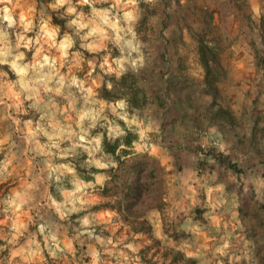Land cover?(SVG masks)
I'll return each instance as SVG.
<instances>
[{
	"label": "clouds",
	"instance_id": "obj_1",
	"mask_svg": "<svg viewBox=\"0 0 264 264\" xmlns=\"http://www.w3.org/2000/svg\"><path fill=\"white\" fill-rule=\"evenodd\" d=\"M175 6V0H35L29 4L0 0V188L4 189L0 192V254L17 248L20 238L35 226L53 258L67 253L75 261L76 241L87 244L88 250L81 253L90 257L87 264H138L142 245L136 240L143 233L139 228L151 221H137V232L126 228L125 235H116V228L123 226L126 216H133L147 191L141 182L132 211L125 210L129 201L123 174L130 162L140 163L144 169L150 164L178 185L177 199L161 197L162 202L153 206L157 218L165 215L168 221L172 205L177 213L172 219L178 222L180 213L190 214L198 206L203 211V203H211L218 194L213 208L228 206L223 194L229 190L238 196L231 203L233 209L243 204L241 196L264 203L258 191L264 190V172H249L264 165V159L256 158L264 155V148L257 144L259 153L254 149L246 168L237 164L229 140L243 127L245 112L237 113L224 103L218 106L221 96L215 82L209 83L210 63H201L199 91L211 114L207 121L193 123L187 131L190 141L172 139L180 122L167 117L162 98L154 90L150 97L144 87L150 77L160 74L155 41L161 32L169 36L161 9ZM248 19L250 51L264 52V13L259 0ZM173 43L179 47V42ZM176 71H187L185 58L179 55ZM255 99L245 98L254 107ZM236 102L239 106L238 98ZM256 110L262 118L264 109ZM251 139L249 131L236 142L248 144ZM181 153H191V165ZM220 165L232 174L231 179H221L219 186L205 190L201 177L212 166L211 172L219 178L215 166ZM41 187L44 194L38 196ZM93 205L114 210L97 216L91 210ZM192 219L190 216L188 223ZM50 225L62 226L65 232L71 227L75 234L60 239ZM45 228L49 231L44 232ZM168 229L164 223L156 231V240L165 247L170 234L184 235L183 225L175 226L171 233ZM144 239L153 244L148 234ZM29 243L40 248L34 238ZM246 249L241 257L245 264L253 260L261 264L264 253L257 254L255 237ZM231 250L230 238L225 236L216 252L226 258ZM179 252L182 250L177 249ZM187 258L195 259L191 254ZM184 259L181 256L177 264ZM172 260L170 256L164 264ZM80 264L85 261L81 259Z\"/></svg>",
	"mask_w": 264,
	"mask_h": 264
},
{
	"label": "rangeland",
	"instance_id": "obj_2",
	"mask_svg": "<svg viewBox=\"0 0 264 264\" xmlns=\"http://www.w3.org/2000/svg\"><path fill=\"white\" fill-rule=\"evenodd\" d=\"M186 1L188 2L187 6H181L180 4L175 3L176 6L174 9H171V12H173V19L176 20L180 16L177 12L181 10L182 12H184V16L181 15L180 17H185V19L188 21L190 36H188V33H186V35L188 36V41L187 46H184V49H186L188 52L189 57L187 59L189 64L194 65L190 69L193 72L190 73V75L193 76V78L199 77L201 75V71H197L198 67H196L195 59V50H197L198 44L197 40L200 38L202 39L205 45H210L209 48L212 51L213 49H215L213 53L216 57V64L211 60L209 61V63L211 64V68L213 71V74L211 75L214 76L216 81V88H218L220 91L221 100L219 101V103H224L226 107L228 105H231L233 110L237 113H239L241 110L245 112L246 119L243 122V127L237 128L235 130L236 135H233L232 138L229 140V145L231 147L233 157L237 160L238 164L245 167L251 161V157L249 156L248 152L249 143L245 144L242 141L237 143L236 141L238 137H244L249 131L252 132V116L258 119V126L261 125V116L259 115V112L256 109H264V65L259 63L260 61H258L257 56L262 55L264 52L258 50L250 51V45L247 41L249 34L248 31L245 32V29H247V27L249 26L246 25L248 18L245 17L244 0ZM175 2H177V0H175ZM234 7H236V10H234ZM213 12L214 14L212 15ZM231 13L233 14V16H238L239 18H241V21L244 22L243 24L237 26L238 31L235 36H231L230 33L232 30H229V23H227L229 17L228 15ZM196 33L199 35H194ZM159 48L161 47L159 46ZM171 63H169L166 67L168 68L172 66ZM161 66L164 68L163 64ZM166 67L163 70L166 71ZM167 70L168 72H170L169 76H172V68H168ZM225 72L227 73L226 76ZM147 87L148 85L146 83V89ZM191 95L196 100L194 101L192 106L195 110L189 111V109L191 108L185 104L182 106L181 111L184 113H186L187 111V115L189 114L194 118L198 117L200 118V120H202L201 118L205 117L206 114L209 115L208 109L206 107V99H203V96L201 95L199 89L198 91H194V93ZM250 96L256 98L254 100L255 107L253 105H248L247 101L245 100L246 97ZM236 98L239 99V106L237 105ZM256 101H258V104H256ZM168 109L169 114H167L166 116L170 118L172 110H170V107H168ZM177 128H179V126H176L174 128L175 131L173 130L174 136L180 135V132H183L187 135V132H185L184 130L178 131ZM258 138L260 137H256V139ZM180 155L184 161L191 160L190 153H183ZM255 172H261V168L255 167L252 173ZM231 175V173H225L224 177H226L225 180L227 182H229V180L231 179ZM215 179L216 175L214 173H212L211 175L207 173L206 175L202 176L201 182L203 188L206 190L210 186H219L222 183L215 182ZM180 183L182 184L183 180H181ZM257 184H259V180H257ZM0 189L1 192L4 191L3 188ZM177 190L178 185L176 184V182L168 180L166 188V194L168 196L167 198H172L174 200L177 199ZM223 195L229 201L228 206L213 208L212 205L219 198V194L212 197L211 203L205 201L202 205L204 206V211L202 215L204 216V218L207 219V225H210L214 228V230L212 231H209L210 229L208 230L206 224L203 228L200 229V225L202 224L199 220L192 219L191 223H188L190 216L193 217L195 212H192L190 214L187 212L180 213V218L178 222L177 220L172 219V217H175L177 213L175 211H172L173 206L170 205L167 213L168 221L166 220V227H168L169 230H173L175 226L180 227L181 225H183L184 230H191V234L193 235L191 236L190 240L186 239V237H180L177 240H173L171 237H169L167 245H175V247L183 249L186 254L192 255L195 250H191L188 243H191L193 241L195 243H191V245L196 246L198 239H201L204 244L202 245V248L204 247L207 250L210 249L211 252H216V249L220 246V242L225 236H227V234L224 232H227L228 230H233L235 226L236 228L240 226V219L237 215V209H233L231 207L232 201L236 200L235 196L232 192L230 193L229 191H227ZM185 203H187V201ZM150 220L153 226L154 235L156 236V231L158 228H162V223L164 220L162 222L158 218ZM220 230L223 232V234H221L217 238V240H219V243L216 247L212 246V241L216 239V235H212V232H217ZM116 235H125V233L123 231H119L116 233ZM24 237L25 236H22V238ZM242 237L243 236L240 235L239 239L241 241H237L238 243H240V245H232V250L226 257L227 260L230 261L232 264H243L240 262V256L247 249L246 244L243 248L241 247L244 244H242V241L245 242V239ZM0 243H3V241H0ZM136 243L141 244L139 241ZM195 248H197V246ZM44 250L45 252L47 251L46 253L48 255H44L43 252L40 253V257H42L41 264H54L53 257L49 256L48 250ZM12 252L14 251H5L4 253L0 254V264H13L12 262H14L15 260L9 258ZM234 252H239V254L234 255ZM81 253V250L76 253L77 259L84 258L83 256H81ZM196 253L197 252L195 251L194 254ZM198 253V256L202 255L200 251ZM60 264L74 263H72L69 257L67 256L65 262L61 260ZM217 264H222V261L218 259Z\"/></svg>",
	"mask_w": 264,
	"mask_h": 264
},
{
	"label": "trees",
	"instance_id": "obj_3",
	"mask_svg": "<svg viewBox=\"0 0 264 264\" xmlns=\"http://www.w3.org/2000/svg\"><path fill=\"white\" fill-rule=\"evenodd\" d=\"M194 35L198 36L199 34L196 33ZM197 42H198L197 50H198L200 62L202 63V61L206 60L207 63H209V61L211 60L216 64V57L213 51L209 47H205V44L202 41V39L199 38ZM262 56H264V53L262 55H258L257 59L258 61H260L259 62L260 64L264 65V62H261ZM211 74H213V72H211L210 69V79H209L210 84L215 82V78ZM171 89L172 91L181 90L180 88L173 86L172 88L169 89V92ZM217 103L219 106V101ZM188 106L191 109H193L192 102L190 104L188 103ZM208 112L209 114H211L210 109H208ZM184 115L182 116L183 117L182 120L184 121V119L187 118V121L183 122L185 128V129L183 128V130L185 132L191 129L193 123H199V121H201L200 118L198 117L194 118L193 116L190 115L187 116ZM221 115L227 117L228 114L222 112ZM254 118L256 121L258 120L256 117ZM251 119H252L253 130L251 132L252 139L248 145L249 146L248 152H249V156L252 158L255 153H259V148L256 147L257 144H259L261 148H264V121H262L264 117L261 118L260 126H257L258 123L253 124L254 123L253 116L251 117ZM256 137H260V138L256 139ZM188 138L189 136L184 133L183 135L178 136V138H176L174 135L172 136V139L179 143H183ZM254 149H255V153H254ZM256 158L258 160L264 159V155H257ZM238 165L241 168H246L247 166L246 165L245 167H243L240 164ZM211 167L212 166H210L208 172V174L210 175L213 173L211 172ZM215 167H217V173L219 175V178L216 176L215 182H223L221 181V179L227 182L225 180L226 177H224L226 171L224 170L223 166L220 165ZM232 167L235 168L236 165H232ZM259 167L261 168V172H264V165H261ZM254 168L255 167L250 169L249 172L252 173L254 171ZM123 175H124V189H126L125 197L129 201L128 204L126 205L125 210L132 211L133 204L139 198V190H140L141 182L143 183L144 187L147 189L143 199L139 201V204L134 209L135 213L133 214V216H126L124 218L123 226L119 227L117 230L118 232L123 231L126 234V228H131L133 232H137L138 224H136L135 222L141 221L147 223L150 220L147 217V213L150 210H153V206L155 204L162 202L161 197L167 199L168 196L166 194V188H167L168 179L161 176L160 171L158 169L153 168L152 165L149 164L148 168L144 169L143 166L137 162H130L129 166L125 169ZM117 191H119V189H117ZM229 192L231 193V190H229ZM259 192L261 193L260 199L264 200V190L259 189ZM235 198L238 199V196H235ZM241 199L243 200V204H241V206L237 208V213H239L238 216L240 219V226L238 228L229 230L224 233L227 234L231 242H236L237 238H239V236L242 235L243 236L242 238L245 239L246 245H248L249 241L252 240L253 237H255V240L259 245V250L257 254L260 255V253H264V203H259L257 200H247L244 199L243 196H241ZM202 207L204 211V206ZM93 208H107L112 211L114 210L111 207H107V206L101 207L100 205H94ZM117 210H119V201L117 203ZM203 211L201 210V207L199 208L198 206L194 211L195 214L193 216L194 220H199L200 223L202 224L200 225V229L203 228L205 224L207 225L208 223L207 219L204 218V216L202 215ZM160 221L161 222L163 221L162 227L165 223V230H167L168 227H166L167 225H166L165 215H162L160 217ZM241 225H243V227H241ZM207 228L208 230L210 229L209 231L214 230V228L210 225H207ZM151 229L152 231L150 234ZM139 230L143 231V233L138 234V238L136 240V242L139 241L142 245L139 252L137 253V255L139 256V261H138L139 264H164V262L167 261L170 256H173V260L171 261V264H177V261L180 259L181 256L185 257V259L182 261V264H217L218 259L222 261V264H232L230 261L227 260V258L219 256L217 252H211L210 249L207 250L204 247L202 248V245L204 244L201 239H198L196 243L197 248H195L196 247L195 245L193 246L191 245V243H195L192 240L191 243L190 242L188 243L191 250H195L197 252L196 254H194L195 253L194 251L193 254L191 255L193 258H195L193 260L187 258L189 254H186L183 249H181L182 252L176 253L177 249L180 248L172 247L170 245H167V247H165L162 241L156 240L152 223H150V225L147 226L141 224ZM168 231L169 233H171L173 230L168 229ZM191 233H192L191 230L190 231L184 230V235L182 237H186V239L190 240L191 236L193 235ZM105 234L106 235L110 234V231L106 230ZM145 234H148V240L153 241V244H149L147 241H145L144 239ZM221 234H223L221 230L217 232H212V235H216L215 236L216 239L212 241V246L216 247L218 245L219 240H217V238ZM169 237H171L173 240H177L181 236L179 234H174V235L170 234ZM199 242L200 244H198ZM199 251L202 253L201 256L200 255L198 256ZM238 254L239 252H234V255H238ZM241 257L242 254L240 256V262L245 264L244 260ZM252 264H256L255 260L252 261ZM261 264H264V256H261Z\"/></svg>",
	"mask_w": 264,
	"mask_h": 264
},
{
	"label": "crops",
	"instance_id": "obj_4",
	"mask_svg": "<svg viewBox=\"0 0 264 264\" xmlns=\"http://www.w3.org/2000/svg\"><path fill=\"white\" fill-rule=\"evenodd\" d=\"M33 2H35V0H23L24 4H29V3H33ZM257 2H258V0H244V8H245V17L246 18H248L251 9L255 8ZM175 3L180 4L179 0H177V2H175ZM259 3H260L261 11H262V13H264V0H259ZM180 5L181 6H183V5L187 6L188 2L185 0V3L180 4ZM234 10H236V7H234ZM161 11L164 12L165 17L167 18V32H168L169 36L166 37V36H164L163 32H161L160 36L155 41V43L157 45L159 44V46L161 47V48L158 47L159 60L157 61V65H158L157 71L160 74L149 78V80L147 82V85H148L147 91H148L149 96L151 97L152 92L154 90L157 94V97L162 98V103L165 106H167L166 107L167 111L165 112V115L169 114L168 113V111H169L168 107H170V110H172L170 118H175L176 120H179L180 124L183 125V122L187 121V118H185L183 121L182 116L184 114L187 116V114L181 111L182 106L185 104L188 105V103L190 104L191 102L194 103V101H196L194 98L191 101L187 100L186 98L189 96L193 97L191 94H193L194 91H198L201 81L199 80V77L193 78V76L190 75V73H193L190 69L194 65L189 64L188 59H187L189 57L188 52L186 49H184L185 48L184 46H187V41H188L187 37L190 36V32H189L190 29H189L188 21L185 19V17L184 18L180 17L181 15L184 16V12H182L181 10L178 11L177 13H179L180 16L176 20H174L172 17L173 12H171V10L161 9ZM228 16L229 17H228L227 23H229V30H232L230 34H231V36H235L237 31H238L237 26L240 24H243L244 22H242L241 21L242 19L239 18L238 16H233L232 13L229 14ZM154 23H155V21H154ZM249 24H250V21H249V19H247L246 25L249 26ZM184 29H186V31L182 32V30H184ZM246 31H248V34L250 35L251 29L249 27H247V29H245V32ZM181 33L183 35L182 41L180 40ZM186 33H188V36L186 35ZM169 37H170V39H169ZM173 41L179 42L178 48L173 43ZM195 54H196V56L195 55L194 56L196 59V67H198L197 71H201L202 66H201V62L199 60L198 50H195ZM177 55L185 58V63L187 65V71H181V72L176 71ZM161 61H163V63H161ZM169 63L172 64V66L168 67V68H172V70H173L172 76H169L170 72H168V70H167L168 68L166 67ZM162 64L164 65V68L166 67V71L163 70L164 68L161 66ZM181 67L183 68V64L181 65ZM217 68H218V66H217ZM211 72H213L212 68H211ZM166 76H167V78H165ZM173 86H176V87L180 88L181 90L172 91V89H171L169 92V89L172 88ZM144 87L146 88V84L144 85ZM176 107L177 108L179 107V108L177 109ZM2 112H3V109H0V113H2ZM209 116H210V114L209 115L206 114V116L201 118V119L204 121H207L209 119ZM180 120H182V121H180ZM180 124L177 125V126H179V128H177L178 131L183 130V128L180 127ZM2 126L3 125H0V127H2ZM181 135H183V132H181L180 135H175V137L178 138V136H181ZM199 138L203 139V136H200ZM188 140L190 141L191 138L189 137ZM203 142L207 143L208 141L204 140ZM181 154H183V153H181ZM185 162L189 165L192 164L191 160H188ZM23 174L24 173L22 172L21 175H23ZM0 192H1V189H0ZM43 194H44L43 188L41 187V191L38 194V196H42ZM93 206H92L91 210L97 216H103L106 212L112 211V210L107 209V208H93ZM147 217L149 219L157 218L155 215V212L153 210H150L147 213ZM48 219H50V217L45 216V220H48ZM158 219L160 220V217ZM37 222L40 223L41 221L38 220ZM50 228H51V230L57 232V235L60 239H63L65 235H67L69 238H71V236H73L75 234L73 231V228H71V227L68 228L67 232H65L64 228L62 226H59V225H55V226L50 225ZM118 228H116V231L118 230ZM235 228H236V226H235ZM43 231L48 232L49 228H45V229H43ZM24 236H25L24 238L21 237L20 240L18 241V247L12 249L14 252H19V255L12 256V254H11V256L9 257L10 259L15 260L12 263L13 264H41L42 263V257H40V253L43 252L44 255L47 254L46 253L47 251L45 252V250H44V249H47L44 247L45 237L42 236L40 234V232L37 231L35 226H30L29 231ZM198 237H202V236H198ZM33 238L39 242V245H40L39 249H36L35 245H32L29 243V241L32 240ZM239 240L240 239L237 238V241H239ZM237 241L231 242L232 245H234V244L240 245V243H238ZM198 244H200V242ZM242 244H243V246H241V247L243 248L246 243L242 241ZM73 247L76 248L77 252L79 250H81V252L88 250L87 244L82 245L76 241H73ZM33 252H35V254H33ZM65 256H68L72 263L80 264L81 259H76L74 261L72 256L67 254V253L65 254ZM65 256H59L58 258H53L54 264L55 263L60 264L61 260H63L65 262ZM102 259H103V257H102ZM82 260H84L85 264H87V262L90 260V257H84V258H82Z\"/></svg>",
	"mask_w": 264,
	"mask_h": 264
}]
</instances>
